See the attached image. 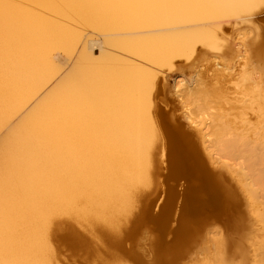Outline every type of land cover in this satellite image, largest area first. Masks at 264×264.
Returning a JSON list of instances; mask_svg holds the SVG:
<instances>
[{"label":"bare ground","instance_id":"6f19581e","mask_svg":"<svg viewBox=\"0 0 264 264\" xmlns=\"http://www.w3.org/2000/svg\"><path fill=\"white\" fill-rule=\"evenodd\" d=\"M5 2L6 0H0V126L8 125V131L3 141L0 139V264H52V259L58 254H55L56 249L53 247V251L51 245L56 235L52 236L56 232L54 227L58 217L68 218L69 221L71 219L75 224L94 226L92 228L95 230L91 228L94 232L104 229L109 235L104 239L111 238V247L114 244L120 246V243H124L121 242L123 235L121 239L120 233L125 229L126 222L134 216L136 209H139L135 208V199L144 197L141 187L143 189L150 183L147 178L150 170L152 171L150 157L155 152L154 147L162 142L156 120L158 102H154V95L157 94L156 87L164 75V67L169 66L168 70L171 71L181 56L192 58L190 55L194 56L197 44L212 47V52L213 48L218 51V44L221 43L219 40L222 39L218 36V31L224 28V19L229 18L234 29L241 24L247 30L240 37L243 47L239 49V56L243 62L238 59L240 61L230 63L229 69L235 75L252 73L253 81L257 82L255 72L260 69L250 65L252 60L264 58V0H7L24 6L21 10L9 11L8 15L13 20L7 35L4 26ZM91 4L155 7L92 21L85 17L92 12L89 7ZM71 24H82L97 31L102 39L91 33L93 38L97 37L105 43L102 45L117 50L118 53L105 47L106 51L105 48L102 49L101 56H94L92 52L95 49L91 51L90 48L96 39L90 37L91 34L87 35L84 30L79 34ZM83 33L86 34L84 37ZM82 37L83 49H80L75 65L73 62L71 70L66 71L57 83L54 82L60 72L54 61L55 54L64 50L67 57L76 55L79 49L74 45L81 44ZM231 46L235 48L236 45ZM63 66L58 65L62 69ZM101 79L117 80L122 84L124 104L118 118L108 128L102 111L86 117L82 123L73 122V113ZM52 81L54 85H51ZM167 83H163V86ZM226 86L228 85L224 84L222 87ZM257 87L246 85L241 90L233 91L245 98V101H258L257 106L245 102L247 111L242 115H247L248 119H251V115L262 116L264 113L262 95ZM194 89L187 88L185 92L199 111L217 107L214 105L223 97V94L218 95V92L216 94L209 89ZM223 110L216 112L214 109L215 121L211 124L213 146L227 158L242 159L237 165L239 164L245 177L244 186L249 191V198L256 199V202L263 199V210L257 211V214L264 225V130L261 132L257 130L258 127L256 130H248L249 126L247 128L245 124L240 126L233 120L225 121L223 117L226 113ZM188 135V132L182 131L175 138L179 141L170 143L169 156L172 155L166 176L170 182L169 195L162 210L151 214V219L162 228L163 235L167 231V222L177 197L183 196L182 215L189 205L186 196L194 188L195 174L188 172L183 164L172 162L176 150L178 151L177 147L182 143L180 137L186 140ZM169 137L171 141L175 136ZM106 140L108 148L105 151ZM202 142L207 144L206 141ZM186 144L189 147L195 146L189 140ZM162 145L165 146L164 143ZM183 180L185 189L180 193L177 186ZM137 189L143 193L137 192L141 198L135 194ZM139 202L141 204L140 200ZM255 205L257 204L254 202ZM140 212L141 208L135 214ZM163 216L165 221H160ZM135 217L138 219V215ZM142 218L141 216L140 219ZM128 224L127 222V229L136 226V223H130L131 227ZM72 228L68 229V233L70 231L69 234L73 238L76 236L77 240V235L82 232L78 233L77 230L75 235L76 231ZM60 232L59 235H66L65 229L64 235ZM98 232H101V236L96 235ZM98 232L94 237L103 236L102 231ZM83 238H87L86 235L78 240ZM86 241L89 244L90 239ZM73 242L77 245L80 243ZM85 245L84 242L83 247ZM99 245L96 247H102ZM115 248H111L112 251L109 250L108 253H115ZM93 249L91 253L94 252ZM99 250L97 248L101 252L96 253L97 257L102 255ZM117 251L116 255L120 253ZM53 254L56 256L53 257ZM132 256L134 257L133 254ZM95 257L96 255L93 258ZM104 257H100L103 260L102 262L100 259L101 262L109 264L104 262ZM138 258L140 260L137 263L150 264L142 260L143 257L141 259L137 256ZM164 258L165 256L160 259L163 261ZM117 259L115 260L118 262ZM159 260L151 264H159ZM114 263L110 261V264Z\"/></svg>","mask_w":264,"mask_h":264},{"label":"rangeland","instance_id":"374dc122","mask_svg":"<svg viewBox=\"0 0 264 264\" xmlns=\"http://www.w3.org/2000/svg\"><path fill=\"white\" fill-rule=\"evenodd\" d=\"M223 23H224V28L218 31L219 33L218 36L222 38V39L219 38L221 39L219 41L222 44L221 43L218 44L221 49L218 48L217 51V49L213 48V52H212L211 51L212 47L209 48L207 45H203L202 47L201 45L197 44V47L195 48V51L197 50L196 51L197 53L196 52L195 54L193 53L194 56L190 55L192 58L188 56L189 57L188 59V57L185 56L187 58L186 59L184 56H181L182 58L177 59L178 61L176 60V62L174 63V68L172 67L174 71L173 70L169 71L168 70V68L170 69L169 66H166L167 68L164 67V71H162L164 74L163 75L164 78L163 76H161L162 72L159 73L161 74L160 76L162 78H161V82L159 83V85L156 87L155 90V94L156 93L157 94L154 95V98L156 97L157 99H159V101L155 98L154 102L159 103V104L157 103L158 108L156 107V113L158 115V116L156 115L157 116L156 120L158 123V127L160 129L162 142L160 141L161 140L160 138L159 144L157 143V145L154 147L153 151L155 152H153L151 155V157L152 156L154 157V158L152 157L153 161L150 157V163H152L150 164V166L151 165L152 166L151 168L150 167L149 168L152 169V171L149 169L151 177L148 174L149 177L147 178V180L150 181V183L148 182L149 185H146L145 187H143V189L141 187V191L144 193V197L139 195V193H137L140 191L139 190L140 188L137 189L135 192V194L137 193L136 196L138 195L139 198L141 197L144 198V199L141 198L142 200L139 199L141 201V204L140 202L138 203L139 200L135 199L136 200L135 208H139V209H136L137 211H135L134 209V211L139 213L141 208V212L140 214L137 213L138 219H136L135 216L137 215L134 212L133 217L135 218L131 217L133 220L130 218L129 221L127 222L129 223L128 225H130V223L132 224L136 223V226L133 225L131 227L132 225L131 224L129 227H131L132 229L131 228L127 229V222H126V226H125L126 230H125L124 226L122 225L124 230H122V233H120L119 237L121 238V235H123L122 237L124 241L121 240V242L124 243H120V246L122 245L121 247L115 245L113 242L110 241L111 244H114L113 245L114 248L115 246L116 248L119 247L118 251L115 248L113 249V252L116 253V251L117 252L120 251V253H118L117 255L112 252H111L112 254L108 253L109 250L112 251L111 248L113 247H111L112 245L109 244L110 237L104 239L106 236H109L107 235L104 229H103L104 231L99 229L100 231H102V235H103L102 237H97V236L94 237L95 233L99 231L96 230V232H94L92 230L94 229L92 228L94 226L91 225L89 226L86 224L84 225L75 224V221H72L71 219L69 221L68 218L65 219L64 217H58L55 222L56 228L54 227L56 232H54L52 235L54 236L56 234L54 236L55 238L51 237V239L57 238L58 240L52 239L51 245H53L52 248L55 247L56 250L53 248V251L55 250L54 251L55 254L58 253L57 256L59 255L58 256L59 259L55 254H53V257L55 255L57 259L56 257H54L55 259L54 258L52 259L53 261L52 264H103L102 263L103 260L100 258L103 256L106 257L103 258L104 262L109 264L110 261H112V263L115 262L116 264H120L118 262H121L123 264L125 263L131 264L134 262V260L135 263L133 264H136L137 261L139 262L140 260L139 258L137 259V256L140 257L141 259L143 257L142 260L150 264L151 262H155L156 260H159L163 256H165V258L163 259V261L160 259L161 262L159 260L160 262L159 264H167V263L168 264H264L262 263L264 261V248L262 249V245L264 243L263 240L264 225L261 222L262 220L260 216L257 214V211L260 212L263 210V199H261L262 201L260 199H259L260 201L257 200L259 203L261 202L259 204L258 202H256V199H254L255 200L254 201L251 200L252 198H249L250 197L249 191L244 186L246 182L245 177L242 175L239 164L237 165V162L238 161L240 162L242 159L240 160V158H233V157L227 158L223 156V153H221L216 146H213L212 141L214 139V134H213V129H211V124L213 123V121H215L214 116L216 115V112H218L220 109L223 110L224 108L223 111L226 113L225 117L226 116L227 117L226 118L223 116L222 117L225 121L233 120L234 122H237L238 125L240 126H243L245 124L247 128L249 126L248 130H251L252 128L256 130L258 127L257 130L263 132L264 107L262 110L263 113L262 116L251 115V119L253 118L254 120H251L250 118L249 119L246 118L247 115L245 116L242 115V113H244L246 110L245 102L246 104L251 103L249 105L257 106L258 101L254 99L253 101H245V98L240 97L239 94L236 95L237 92H233V91L234 89L236 91L241 90L246 85L249 87L250 86L253 87L254 85H256L258 86L257 89L259 88V92L262 95L261 102L264 105V58L254 59L251 61V65H250L251 67H258L260 69V71L255 72V75L257 76L256 79L257 82L253 81L252 73L236 74V75L233 74L232 72L233 70L232 69L230 70L228 65H231L232 63L240 60L242 61L241 56H239V49L241 50L243 47L241 45L242 43H240L241 42L240 37L243 35V32L247 30L241 24H238L237 29H234V26L230 24L229 18L224 19ZM70 26L76 29L79 34H82V30H84L83 32H86L87 35L92 33L95 34V36L98 35L99 37L98 36L97 37L99 39L100 38L102 39L101 37L102 35L97 34V31L87 28L82 24L79 25L71 24ZM86 34L83 33V37ZM92 34L90 35V37L93 38ZM83 37L80 42L81 44H78L79 43L78 41L77 43L78 45L77 46L74 45L75 47H78L76 48L77 50L83 49L82 46L84 44ZM97 37L93 38L94 40L95 39L96 40L91 45L93 48L92 47L90 48L91 51L95 49L94 52H92L94 56L97 57L101 56L102 51L104 50L105 47L107 48V50H112V51L114 50V49H109L108 46H105L104 45L105 43L102 42V40L97 39ZM97 41L100 43L99 44L96 43ZM102 43H104L103 44L104 46L102 45ZM231 45H236V46L234 48ZM97 48H99L98 52L96 50ZM106 48L104 51H106ZM208 49L210 50L207 51ZM214 49L216 50L215 52ZM79 50L78 52H76V55L73 52L74 55L68 56L71 57L73 61L67 57L66 52L65 54L63 53L64 50L63 51L56 50L57 54H55L54 61L55 64L57 62L56 65L57 68H59L58 71H60L61 73L60 72L58 73L59 76L57 74L58 77L57 78L55 77L56 80L54 79V82L57 83V81L61 79L60 77L65 75L66 74L65 72L66 71L68 72V70L70 71L71 70L70 68H72L75 65L76 60L80 55L79 53H81V50L80 51ZM114 51L118 53L117 50ZM71 54L72 52L68 55ZM58 65L59 66L64 65L63 66L64 68L62 69V67L60 68L58 67ZM175 68L177 69V71ZM220 70H222V72ZM216 72L218 73L216 74ZM165 77L166 78L168 77L167 78L168 80L166 79L168 83L166 80L164 81ZM54 82L51 85H54ZM163 83L164 84L167 83L165 87L163 86ZM197 84H199L200 86ZM224 84L228 85L232 89L229 88L228 86L222 87ZM187 88L209 89L215 91L216 94L218 92V95L219 93L223 94V97L222 99H219L220 100L219 103H216L214 105L217 107H211V109L205 111H199L196 109L195 104L192 103V101L189 99V94H186L185 91L187 90ZM221 89L223 91H221ZM232 95L235 96L233 97ZM230 100L232 102H230ZM238 107L240 109H238ZM214 109L216 110V112L214 111ZM248 110L250 109L248 108ZM210 114L213 116H210ZM15 121L17 120L15 119ZM199 121L202 122L200 123ZM196 128L198 130L200 129V131L198 132ZM196 130L197 132H195ZM7 131H8V125L0 126V139L2 141ZM182 131L188 132L189 135L187 136L186 140L187 141L189 140V142L191 141V143H193L195 146L189 147L186 144L187 141L185 140V138L182 139V137H180L182 143L177 147L178 151L176 150L175 159L171 161L175 163L179 162L183 164L184 168L188 172L195 174L196 179L194 181V188H192L189 192L190 199H189L188 209L184 214L181 215L183 196H180L179 198L177 197L176 205L174 206L167 222L168 223L166 226L167 231L163 235L162 228L159 226L157 222L151 219V214L160 212L168 198L170 191L169 188L170 182L168 181L166 176L169 173V161L172 155L171 154L169 156L170 143L179 141L178 139L175 138H177V136H179L180 132ZM170 135L175 136L171 141L169 137ZM202 141H204V143L206 141L207 146L203 144ZM160 143L161 145L164 143L165 146L163 145L161 146ZM155 149L158 151H156ZM161 149L164 152L161 151ZM155 159L157 160V162ZM206 182L210 184L209 188L210 189L212 188L211 190L213 191V195L210 189L206 188L205 185ZM184 189H185V182L183 180L177 186V191L183 193ZM246 195L249 196L247 197ZM248 199L250 200L248 201ZM250 202H253V204ZM254 202L255 204H257L255 205L256 207L254 206ZM259 207H261L260 210L258 209ZM141 216L143 217L142 218L143 221L142 219H140ZM61 221L64 222L60 224ZM139 221L140 223L137 224V222ZM160 221H165L164 216L161 217ZM57 225H59V227L62 226L61 228H63V231L65 229L64 233H66V235H64L62 229L61 228L59 229ZM72 227L76 231L75 235H77V230L78 233L82 232L81 235L80 234H78L79 236L77 235V240L75 238L76 236L73 238V236L69 234L70 231L68 233V229L70 230ZM59 232L60 234L63 233L65 237L61 236L62 234L59 235ZM104 232L106 235H104ZM84 234L86 235L87 238H83V240L90 239V241H88L89 244H87L86 240L84 241L86 244L85 247L88 245V247H86V250L90 248L96 249V251L93 249L94 251L93 253L96 255L95 258H93L95 255L91 253L92 249L91 251L88 250L86 252V250H84L85 247H83L84 245L83 240L81 239L78 240V238L81 237L82 235L84 237L85 236ZM98 234L100 235L101 232L96 233V235ZM59 237H61V239H59ZM70 237H72L73 239ZM73 241L76 242L79 241L80 243L77 245V243H74ZM97 241L99 242V244H101L102 247L100 248L96 247V245L97 246L99 245L96 244L98 243ZM91 244L92 246H90ZM107 245L110 249L107 247ZM97 248L98 250L101 248L103 249V250L102 249L99 250L102 251V255H99L100 257L99 256L97 257L96 254L98 252ZM106 253H108L109 255L111 254L112 257L114 256V258H112L110 255L109 257L112 258L111 260L109 257H107L108 254L106 255ZM132 254L134 255V257L136 255L135 257L136 259H134ZM115 257L118 258L117 259L118 262L115 260L116 259ZM107 258L110 259V261ZM98 259L99 260L101 259L102 262L101 260L96 261ZM164 260L167 261L165 262Z\"/></svg>","mask_w":264,"mask_h":264},{"label":"snow or ice","instance_id":"6c2138e0","mask_svg":"<svg viewBox=\"0 0 264 264\" xmlns=\"http://www.w3.org/2000/svg\"><path fill=\"white\" fill-rule=\"evenodd\" d=\"M24 6L18 3L5 2L3 8L5 10L4 26L6 35L11 30L13 18L8 15L10 10H21ZM89 7L92 9L85 17L92 21H100L110 16H119L122 13L136 10L151 9L155 6L149 5H131V4H91ZM19 18V17H17ZM96 43H99L98 41ZM97 52L99 48L96 49ZM124 104L123 100V87L117 80L101 79L93 87L88 96L81 101L78 110L73 113L71 120L76 123H82L86 117L93 114L103 112L105 118V125L108 128L118 118L122 111ZM108 148L106 140L105 151Z\"/></svg>","mask_w":264,"mask_h":264},{"label":"water","instance_id":"95a60500","mask_svg":"<svg viewBox=\"0 0 264 264\" xmlns=\"http://www.w3.org/2000/svg\"><path fill=\"white\" fill-rule=\"evenodd\" d=\"M169 176H170V175H169ZM205 185H206V188L209 189V185H210V184L206 182ZM186 197H187V198H186L187 200L190 199V198H189V195H187ZM186 202H188V201H186ZM156 215H157V214H156Z\"/></svg>","mask_w":264,"mask_h":264}]
</instances>
